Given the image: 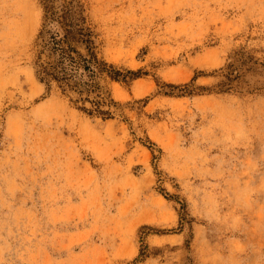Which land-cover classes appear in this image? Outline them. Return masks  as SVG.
Masks as SVG:
<instances>
[{
    "label": "rangeland",
    "instance_id": "rangeland-1",
    "mask_svg": "<svg viewBox=\"0 0 264 264\" xmlns=\"http://www.w3.org/2000/svg\"><path fill=\"white\" fill-rule=\"evenodd\" d=\"M81 1L134 74L79 94L0 0V264H264V0Z\"/></svg>",
    "mask_w": 264,
    "mask_h": 264
},
{
    "label": "trees",
    "instance_id": "trees-1",
    "mask_svg": "<svg viewBox=\"0 0 264 264\" xmlns=\"http://www.w3.org/2000/svg\"><path fill=\"white\" fill-rule=\"evenodd\" d=\"M97 33L81 0H44L43 20L37 34L33 68L47 88L53 82L62 90L88 93L100 74L122 79V73L98 53ZM125 80V79H124ZM99 113H106L97 109Z\"/></svg>",
    "mask_w": 264,
    "mask_h": 264
}]
</instances>
